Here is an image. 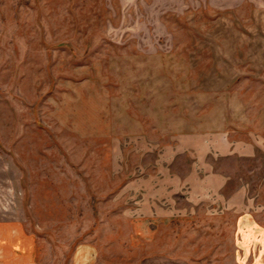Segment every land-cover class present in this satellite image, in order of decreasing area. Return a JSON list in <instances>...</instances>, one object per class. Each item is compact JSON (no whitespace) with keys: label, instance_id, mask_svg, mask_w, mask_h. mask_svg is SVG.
Wrapping results in <instances>:
<instances>
[{"label":"rangeland","instance_id":"obj_1","mask_svg":"<svg viewBox=\"0 0 264 264\" xmlns=\"http://www.w3.org/2000/svg\"><path fill=\"white\" fill-rule=\"evenodd\" d=\"M217 130L246 207L132 225L165 138ZM0 219L38 264H264V0H0Z\"/></svg>","mask_w":264,"mask_h":264},{"label":"crops","instance_id":"obj_2","mask_svg":"<svg viewBox=\"0 0 264 264\" xmlns=\"http://www.w3.org/2000/svg\"><path fill=\"white\" fill-rule=\"evenodd\" d=\"M229 135L224 130L195 131L165 138L159 145L157 169L144 166L142 174L128 181L126 192H132L133 203L127 214L132 225L183 217L201 204L223 210L245 208L241 183L228 190L230 175L221 163L246 158L254 148ZM31 233L17 220L0 219V264H38V242Z\"/></svg>","mask_w":264,"mask_h":264}]
</instances>
